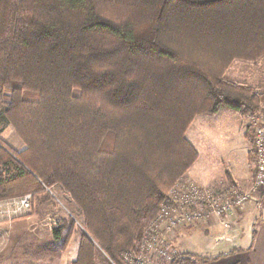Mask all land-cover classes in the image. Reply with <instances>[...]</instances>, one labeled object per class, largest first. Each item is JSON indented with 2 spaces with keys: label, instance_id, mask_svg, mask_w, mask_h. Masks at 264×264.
<instances>
[{
  "label": "trees",
  "instance_id": "trees-1",
  "mask_svg": "<svg viewBox=\"0 0 264 264\" xmlns=\"http://www.w3.org/2000/svg\"><path fill=\"white\" fill-rule=\"evenodd\" d=\"M263 56L264 0H0V105L25 146L0 136V201L59 185L87 231L73 264H126L199 158L194 120L261 112L225 74Z\"/></svg>",
  "mask_w": 264,
  "mask_h": 264
},
{
  "label": "crops",
  "instance_id": "crops-1",
  "mask_svg": "<svg viewBox=\"0 0 264 264\" xmlns=\"http://www.w3.org/2000/svg\"><path fill=\"white\" fill-rule=\"evenodd\" d=\"M225 78L263 92L264 56L256 62L235 60L227 70ZM224 111L230 110H223L218 114L199 115L197 118L208 115L218 116ZM196 119L187 132L188 140L189 138L195 139L190 130ZM225 119L229 121V117ZM241 125L245 129L244 138L249 143V148L245 149L247 152L245 164L228 168L225 175L217 179L204 181L198 176L200 174L198 168L194 169L202 164L201 154L189 140L199 154L198 160L189 170L192 173V175L189 174L191 179L212 188L222 189L234 185L241 190H247L251 187L255 177L256 160L252 159L254 155L253 130H249L248 120L241 121ZM3 140L6 142L5 139ZM18 140L17 143L8 142L14 151H21L25 148L22 141ZM231 152L222 153L221 159L229 158ZM35 201L36 198H34ZM12 208L10 201H0V264H73L77 260L80 248L79 235L74 234L66 243L68 233L66 226H64L60 239L54 236V230L63 226L58 220L43 221L37 215L14 217L10 213ZM225 221L229 223L231 230L226 231L218 219L211 220L201 227L191 228V230L201 229L207 236L204 246L194 248V251L183 249L187 246L185 242H180L182 232L188 229H178L174 248H177L180 254L189 253L196 256L199 260L197 264H264V192L260 204H252L244 211H238L226 218ZM58 223L60 225H57ZM232 231L238 233L235 240L231 239Z\"/></svg>",
  "mask_w": 264,
  "mask_h": 264
},
{
  "label": "rangeland",
  "instance_id": "rangeland-1",
  "mask_svg": "<svg viewBox=\"0 0 264 264\" xmlns=\"http://www.w3.org/2000/svg\"><path fill=\"white\" fill-rule=\"evenodd\" d=\"M260 93H264V91ZM261 108H262L261 112L254 117L251 116L243 117L235 112L224 111L218 116L208 115L196 119L193 128H191L190 130L191 135L194 134L195 139L189 138V140L199 150L202 157V164L199 167L197 166L196 168H194V169L198 168V170L200 171V174H198V176L201 179H203L204 181L217 179L218 177L224 176L225 173L228 171V168L233 166H241L245 164L247 157V152L245 151V149L249 148V143L244 138L243 133L245 132V129L241 125V121L248 120V122L250 123L249 130L250 131L253 130L252 132H253V141H254L255 130L257 127L258 119L262 114H264V102H262ZM3 111H4V106L0 105V136L1 138L5 139L7 143L8 142L17 143V141H19L18 140L19 137L17 136L12 126L7 125L6 122L4 121ZM226 117H229V121L225 119ZM253 147H254V142H253ZM228 151H232L231 152L232 154L229 156V158L224 157L223 159H221V154ZM255 167H256V160H255ZM189 174L192 175V173L188 171L185 174V176L181 178L179 181L181 182L187 181V182L195 183V181L189 177L190 176ZM197 184L206 189L212 188V187L203 186L199 183ZM253 184H254V180L251 187L253 186ZM235 187L237 189H240L237 186ZM214 189H221V188H214ZM263 192L264 190L260 192V199L256 202V205L260 204L262 200ZM34 198H36L35 202H34ZM32 199H33V206L35 204V207H33L32 212L30 214L21 217H29L31 215H35V216L37 215V217L43 221L45 220L48 222H52L58 220L59 223L63 226H67V225L73 226L72 236L76 234L79 235L80 238L82 234L84 233L87 234L82 219L79 216L78 207L73 201L71 195L68 192H66L61 186L59 185H55L52 187L45 186V188L42 191L37 192L35 196L32 195ZM245 209H247V207ZM245 209H243L242 211H244ZM238 211L241 212V210ZM238 211L234 212V214H236ZM70 219L73 220L74 222L73 224H70ZM214 219L220 220L222 222L223 228L226 231H228L229 229L231 230V226L229 225V223L225 221L226 218L219 216V217H214L211 220ZM59 223L57 225H60ZM226 225H228L229 227H227ZM184 228H187L188 230L182 232L180 236V242H185L187 246L183 249L186 250L189 249L191 251H194V248H200L204 246V242L205 239H207V236L201 229L191 230V228H197L193 226L184 227ZM232 232H231V237H232L231 239L232 240L237 239L238 233H235L234 231ZM174 241H175V236L173 239H171V244L173 245V248H174ZM176 249L175 251L177 255L180 254L178 253L179 251ZM97 264H113L100 248H98V253H97Z\"/></svg>",
  "mask_w": 264,
  "mask_h": 264
},
{
  "label": "built area",
  "instance_id": "built-area-1",
  "mask_svg": "<svg viewBox=\"0 0 264 264\" xmlns=\"http://www.w3.org/2000/svg\"><path fill=\"white\" fill-rule=\"evenodd\" d=\"M256 159L253 186L246 190L234 185L225 189L203 188L196 182L178 181L169 191L155 218L145 230L137 249L123 254L126 264H171L177 253L171 244L184 227H201L214 217L227 218L238 210L256 204L264 190V114L258 119L254 138ZM11 216L21 217L33 209L32 195L10 200ZM229 227L228 225H226Z\"/></svg>",
  "mask_w": 264,
  "mask_h": 264
},
{
  "label": "bare ground",
  "instance_id": "bare-ground-1",
  "mask_svg": "<svg viewBox=\"0 0 264 264\" xmlns=\"http://www.w3.org/2000/svg\"><path fill=\"white\" fill-rule=\"evenodd\" d=\"M17 199H19V198H17ZM17 199H13V200H17Z\"/></svg>",
  "mask_w": 264,
  "mask_h": 264
}]
</instances>
